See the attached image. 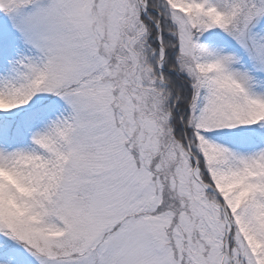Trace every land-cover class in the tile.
<instances>
[{"label":"snow or ice","instance_id":"snow-or-ice-1","mask_svg":"<svg viewBox=\"0 0 264 264\" xmlns=\"http://www.w3.org/2000/svg\"><path fill=\"white\" fill-rule=\"evenodd\" d=\"M0 264H264V0H0Z\"/></svg>","mask_w":264,"mask_h":264}]
</instances>
